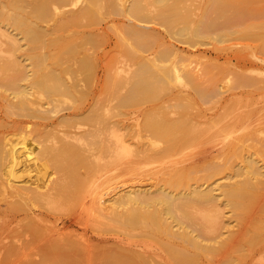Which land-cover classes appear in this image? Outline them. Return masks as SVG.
I'll return each mask as SVG.
<instances>
[{"label": "bare ground", "instance_id": "6f19581e", "mask_svg": "<svg viewBox=\"0 0 264 264\" xmlns=\"http://www.w3.org/2000/svg\"><path fill=\"white\" fill-rule=\"evenodd\" d=\"M24 1L25 0H0L1 8L3 6V9L6 8L4 14L3 9L1 10L2 12H0V15L2 13L4 19H6V21H9V25L12 24L13 28L17 29L16 32L5 30L6 35L11 40L10 42L8 41V43L10 44V49L11 46L13 48H16V45L19 46L18 40L21 37H26L31 42H33V40H41L42 43H44V41L46 40H56V36H63L64 32H61L60 30L67 29V33H65L66 35L72 36L73 34H78V36L75 35V37L81 36L82 38H80L81 41L78 40L79 43H75L76 49L81 53V55H79L80 57L78 56V59L80 60L81 58L85 63L84 64L83 61L80 60L81 65H88L91 68L96 67V70H101L102 72L104 70V65L101 63V59L104 54L103 51L99 52L98 55L94 53L92 54V52L88 49L89 47L85 45V40H83V38H88L92 34H102L105 32L104 25H102L101 23H99L100 25H92L97 21L90 22L91 20H94L92 19V17H96L94 13L97 11L99 13V10H101L100 7H102V5H106L105 7H102L106 9L107 5H109L111 9L109 7L108 9H110L111 11H121L126 16V18L129 19L127 20L129 21L127 22V29L126 27L125 29L129 31L130 34L128 32L126 33H128L127 36H134L132 39L134 42L136 39L137 46H140L138 45L140 40L150 41V37L152 40V38L154 39L157 34L159 35V33L162 32L161 29L159 30L154 27L149 28V26H142L139 23L141 25L140 26L135 20L140 22H158L160 25L164 26L165 31L171 37L186 42L190 45H194L197 42H203L205 38L213 37L212 32L215 28H221L219 26L220 24L222 25L225 23H232L230 21H234L237 16L241 14L242 11H244L239 10V4L235 5L236 2H232L233 0H230L231 3L229 2V0H213V2L208 5L210 3L209 1L206 8L210 6L208 9L214 11L216 14H213L212 12L211 14L208 11V13H206V11L204 10L205 13L202 15H199L196 13V11H194L196 13V15L194 14L195 16H192V11H190L194 10V8H189V6L194 4V2L191 0H189L190 2L188 1L189 3L187 2V0ZM191 2L193 3L191 4ZM148 4L150 6H148ZM194 6L195 4L193 5V7ZM230 6L233 8V15L231 14V16L226 17L227 15L224 16L223 13L227 11V8ZM230 9L228 11H230ZM246 12L247 10L245 11V13ZM219 15L224 16V18L219 19ZM48 18L51 19V22H48ZM43 21L48 23L43 24ZM260 24L264 25V22H261ZM124 25L125 24H123V26ZM71 26H81L82 28L71 30ZM69 27L71 28L69 29ZM57 31H60L59 34L56 33ZM52 33H54L55 36H49ZM226 33V31L221 30V32L217 33L218 37L216 38L222 39V37ZM61 37L58 39L61 40L63 38ZM68 39H65V41H68ZM155 39H157V37ZM3 41L6 42L5 40ZM34 42L37 43V41ZM168 44L169 45L165 44V46L168 48L166 50L169 51V55L174 54L173 56L175 57L180 56L178 57V63L180 64L178 65L177 62L174 61L166 69H163V67L161 68V66L159 65L157 66L161 68L158 69L159 71H156V69H152V71L155 70L160 74L159 76H161V78L157 76L158 73L151 75H154L153 78L157 76L156 78H159L158 81L159 83L161 82L162 85H160L157 80H155L157 81V83H150V79H152L150 78V72L152 71H148L149 73L145 72L146 70H149L148 63L152 62V64L155 65V60L157 61V63L159 62V59L157 60V58L155 57L159 53H157L156 55L155 52H148V54L143 55L144 60L141 59L142 61H140L137 67L134 68L139 77L143 73H148L149 76L144 74L145 76H147L146 80L149 79L148 83L153 84V86L154 84H156V86H158L159 84V86L162 87H164L165 84H170V82L173 80L170 78H183V82H187L198 94L200 93L199 96L201 94L202 96L203 94L206 95L207 91L209 94H211L210 92L215 94L214 92L216 91L217 86L220 88V84H216V82H218L216 79V82L212 80L216 84V86H214V83L211 84L210 82L212 81L209 79V84L206 83L208 82L206 79L209 76L207 77L205 74H208V70L206 69L203 71V69L195 68V65H191L190 60H188L189 57H184V55H181V53L179 52V50L184 49V47L180 48L179 46H176L172 41H169ZM147 49L149 48H144V51H149ZM185 49L189 50L188 48ZM162 51H158L160 52L161 56L157 57H166L164 52L161 53ZM141 53L143 54V51ZM33 56L34 55H31V57ZM44 56L45 55H41L40 57L37 55L36 57H39L40 60H42V58L46 57ZM258 58L261 61H264V56H260ZM12 60L13 61H10L11 63H8L9 61H7V65H14V60L16 59ZM44 60L45 59H43V61ZM18 61L19 60L17 59L15 62L18 64ZM54 61L55 60H53V62ZM95 63L96 66H94ZM21 65L22 68H26V66H23L22 63ZM52 65L54 64L52 63ZM55 65L58 66L59 64ZM164 65L168 66L167 64ZM17 66L15 67V69H13L15 70V75L13 76L17 75L20 76V78H16V76V79L14 78V80H12V88L14 86L13 94H15L16 97L18 96V100L17 102L15 101V103H17L21 108L20 110V108L18 107V110H20L21 112L18 113L22 114V110L24 111V113H26L28 110L29 112L27 113H29L31 116L38 117L42 121H44L45 119H50L49 121H52L51 126H54L58 121L55 118L53 119V117L50 118V115L48 113L49 107L45 106L43 102H38L35 97L31 96L35 94L33 93V91L36 92V90L41 92H49V94L52 95L53 93L56 95V92L60 91V88L58 86L61 85L64 80L62 77V79L58 77L59 72L57 73L56 77L55 70L57 67L54 68L51 66H47L49 68L46 69V67L43 66L44 70L43 72L41 71V77H38L40 76L38 74V78H34L33 76L29 80L27 78L29 75V71L27 70L28 72L25 71L22 73V69ZM64 66L62 67L64 68ZM68 66L72 65L68 64L67 67ZM62 67L58 68L61 69ZM17 68H20L21 73L20 71L18 72V74L16 73L19 70ZM31 68H33V66H31ZM40 68L38 67L37 70H41ZM66 68L62 69V71L64 70L63 72H67ZM45 69L47 70V72L45 71ZM33 70L31 69V71ZM36 72L39 71H35L33 73L31 72L30 74L35 75ZM133 73H135V71H133ZM210 76L212 77V75ZM245 76L247 77V75ZM248 76L249 77L247 78L250 79L251 76ZM21 77H24L25 79L27 78L29 80V83L27 82L29 86L17 81V79L19 80L21 79ZM56 78L58 79L57 85ZM163 78H166L165 83ZM139 79L140 81H138ZM139 79L136 80V91L137 89L142 91V88L140 87V89L137 85L138 83L140 85L143 83V80L141 81V79H144V77ZM242 80L243 79H240V81ZM246 80L248 83L250 82L248 81V79ZM247 82L245 81V83ZM72 83L73 85L71 86L73 87L78 84V81L77 83ZM148 83L145 84L149 86ZM62 85L64 87V85H66L65 82ZM159 86H154V89L157 88L158 90ZM207 86L214 87L209 88ZM29 88H33L34 90H31ZM208 88L210 91L208 90ZM219 88H217L216 91L218 94L219 92H221ZM145 89L144 92L146 91ZM211 89L213 91H211ZM132 90V92H134L135 89L132 88ZM150 90L152 92H156V90ZM82 91L83 90H81V92ZM183 93L186 92L183 91ZM13 94L12 96H14ZM151 95L153 96L155 94ZM84 96L85 95H83V97ZM14 99L12 98L11 100ZM179 99H181V97ZM8 100H10V98ZM11 100L9 101L10 103ZM13 103L14 102L12 101V104L10 105L14 106L15 104ZM102 103L103 100H101V103H99V101L97 102V104ZM185 103L183 102V106H181L184 107ZM180 104L181 103H178L177 106L180 107ZM103 105L104 103L102 104V106H99L103 107ZM88 106L89 104H86L84 107L79 108V111L77 110L76 112H83L87 108H89ZM7 108H10V106L8 105ZM12 109L13 108L10 109V112L13 113L14 110ZM186 115L185 118H163L164 120L160 119L157 114H155V116L157 117H154V115H149L147 116V119L145 121V127L148 128L151 133L157 137L155 139H162L163 142H166H162L163 144L160 142V144L159 141L161 140H159L158 143H155L156 140L155 142L154 140H151L152 142H154L153 144H155V146H153V149L155 150V154L158 156L170 153L176 154V152L178 151L186 152L187 150H192V148L195 147L197 152L199 151L203 154L199 158L204 157L206 158V160L209 157L213 158H209V161L206 162L207 166L205 167L206 173L204 175V178L208 179V177H211L219 172L223 164V162L221 163L220 161H216L214 159V157L218 159L220 155H217V152L213 153V151L217 149V147L220 149L226 148L230 144L231 140L233 142L232 138L234 137H232L230 133H228L227 135H218V132L215 130L211 132V134L207 133L203 136H200L199 138H197L198 136H195L196 139H193L191 130H193L194 125L193 127H191V125L193 124H191L192 119H189L190 117L187 118ZM182 116L184 115H181V117ZM104 118L106 117L104 116ZM20 119L21 122H23V118ZM82 120L84 119L82 118ZM49 121L42 122L44 133H49L54 128L53 126L52 128L51 126L46 127ZM104 121H106V119ZM120 122L121 120H115L113 122H109V124L103 122L100 125L97 124L99 126L93 125L92 127L88 126L89 128L87 127L76 131L73 130V137L78 139H85L86 141H89L90 144L98 143V147L103 151H111V149L116 148V153H118L119 151H122L124 147V145H122L125 139L123 133L127 134L126 132L119 131L121 129V126H123L122 124H120ZM212 122L214 123L215 121ZM25 123H21L22 126H25ZM221 123L223 124V122ZM209 124H211V122H209ZM222 124L220 125L221 127ZM134 125H136L135 122L132 126ZM197 126L199 127V124ZM125 127L127 129L128 124ZM211 127H213V125H211ZM255 129L256 128H253V130L250 129L249 132L255 133ZM108 130H110L111 132ZM69 132L71 133L72 131ZM69 132L68 134L65 133V135H61L60 138L66 140V142L69 141L70 143L72 138L71 135H69ZM237 135L238 134H236V136ZM130 136H132V134H130ZM13 137L7 134V132L5 133V130L2 127L0 128V166L3 165L1 169L3 171V175L6 177L5 179H3L5 181V184L1 183L0 185H4L5 189H9L5 191L6 194H4V199L0 202V264H256V262L253 261L255 254H257V252L261 250H264V138L262 139L263 142H261V144L259 143L260 148L258 147V145H256V147L258 148L257 150L260 151V157L257 158L250 154V156H247L243 160L241 159V161L243 162L242 164L237 165L236 167H234L233 165L231 166L232 168L229 176L234 177L233 180L218 181L216 180L218 178H216L203 186L200 183H190L188 186H183L185 183L184 179L190 178V176H188L189 172L187 171L184 173L183 171L179 172L180 170H177V173L172 174L167 178H165V176L162 182L153 188L140 186L136 183H129L126 185L116 184V186H113V189L116 190L111 193L109 192L108 187L107 189L106 186H103L107 189L105 190L102 186V188L98 186V182H96L94 179H90L88 182H86V180L88 179L84 180V178H82L85 181V183H82L83 181L80 182V177H77L80 181H76L74 177V174H76L73 171L74 169L72 170L74 173L72 171L63 172V169L66 170L65 166H67L68 164L65 165L66 162L62 163L63 161H60V158L66 161L65 159L71 156V159L69 160L68 158V160L72 161L73 165L74 160H72V152L75 151L74 147H72V152L71 150L68 151L71 146L65 145V141L63 142L64 144H56L55 141L52 145L40 143V147H37V151L39 150V152H50L51 155H55L56 158L53 155V157L55 158H53V160H55L54 164H56L57 166L59 165V167L62 166L61 173H56L57 175H55V177L46 176L45 178H31L28 173L29 170H27L29 166H26V161L27 159H29L32 151L29 150L31 152L30 153L28 150L24 149L25 145L23 146V144H21L20 146H16L19 143L16 144L18 140L16 141V138ZM110 138H113L112 141L110 140ZM258 138L256 139L258 140ZM235 139L237 140L236 137ZM99 142L101 143L99 144ZM211 142L212 144H209ZM142 143H144V141ZM77 144L78 143L75 142L74 145ZM139 145L140 144H138L137 146ZM183 145H185L184 149L178 150L176 148L178 146H181L182 148ZM82 146L84 147L83 144ZM151 146L146 149L149 151ZM207 146H211L213 150H210V152L204 151ZM89 147L88 149L86 147L83 149L90 150ZM118 147L120 148V150L117 151ZM138 148L137 149L139 150V152H146V149L143 150L145 147L141 148L140 145V147ZM153 149L150 151H153ZM232 149H234V146ZM76 151L78 153L77 149ZM127 151H130V148ZM228 151V153L230 154L231 150ZM132 152H130L131 155ZM66 153L67 157L65 156ZM68 153L71 155L68 156ZM73 154H75V152ZM61 155L66 158L64 159L63 157H61ZM167 156L169 157V155ZM75 157L76 156H74V158ZM32 158L34 157L32 156ZM68 160L67 162H69ZM260 160L262 161L259 162ZM224 163H226V161H224ZM85 178H87V176H85ZM91 180L95 182L93 183ZM99 184L102 185V183L100 182ZM224 206L232 210L233 214L236 211L238 216H243L246 222L252 221L253 223L251 222L250 226L246 230V226L248 225V223L244 222L245 230H243L242 225H239V227L237 226L238 228L235 227L237 228V231L234 230L235 233L232 232V228L228 227L227 229L230 232H228V234L222 235L221 227L224 226L222 218ZM236 222L237 224H240L241 221L237 219ZM236 258L238 259L235 260ZM261 264H264V261L261 262Z\"/></svg>", "mask_w": 264, "mask_h": 264}, {"label": "rangeland", "instance_id": "374dc122", "mask_svg": "<svg viewBox=\"0 0 264 264\" xmlns=\"http://www.w3.org/2000/svg\"><path fill=\"white\" fill-rule=\"evenodd\" d=\"M188 1L189 0H187V2ZM191 1H193L195 4L194 7H193L194 4H192L193 2H191L192 4L191 6L188 5L189 8L191 9L194 8V10H190L192 11L191 13L192 16H195L196 13L202 15L205 13V11L206 13L212 12L213 14H216L214 11L208 9L210 6L206 8L209 1L210 3L208 5H210L211 2H213V0H191ZM231 1L229 0L230 3ZM234 1L236 2V4L235 3L233 4L235 5L239 4L240 6L239 10H244L241 12V14L237 16L238 19L236 18L237 20L236 19H235L236 21L234 20L235 23L234 21H230L232 23H227V24L225 23L222 25L220 24L219 26L221 28L217 27V29L215 28L212 32V36L214 38L213 37L205 38L203 42H197L194 45H190L186 42L171 37L165 31L164 26L160 25L158 22H154V21L140 22L135 20L138 24L140 23L142 26H146V27L149 26V28L154 27L159 30L161 29L162 32L159 33V35L157 34L158 32L156 33L157 35L155 36V38L157 37V39L152 38L151 40L150 37V41L140 40L141 41L140 42L138 40L139 41L138 45H140L141 47L136 45L137 41L135 38H134L135 42L133 41L132 38L134 36H127L129 33V31L126 30L127 22H129L127 20L129 19L126 18V16L121 11L117 9H116L117 11H114L113 8H112L113 11H111L110 10L111 7H109V5H107V9L102 8L104 6L102 5V7H100L101 10L98 9L100 14L98 13V11L95 12L94 15H96V17L95 18L92 17V19L94 20H91L90 22L92 21L98 22V23L96 22L95 24L93 23L92 25H100L99 23L104 25L105 32L102 34L98 33L99 35L92 34L88 38L87 37L83 38V40H85L84 43L86 46L89 47L88 49L92 52V54L94 53L98 55L99 52L101 51H103V53L105 54V56L103 54L101 59V63L104 65L103 72L101 70H96L95 69L96 67L91 68L88 65L87 66L81 65L80 60L83 61V63L84 60H82L81 58L80 60L78 59L81 53L78 52L75 45L76 42L79 43V41H81L80 40L81 36L77 37L78 34H75L77 35L76 37L74 34L72 36L66 35L65 33H67V29L60 30L61 32H64L63 36L60 35V37L62 36L63 38L61 37L62 39L60 40L58 39L60 37L56 36V40L58 39L60 41L58 40L56 41L54 39L55 43L54 40L52 41L50 40L51 42L49 40H46L44 41V43H42L41 40H33V42H31L26 37L23 38L21 37L18 40L19 46L16 45V48H13L11 46L10 49V44L8 43V41L10 42L11 40L6 35L5 30H9L10 32H16L17 29H14L12 24L9 25L8 23L9 21H6V19H4V16L1 13L0 15V124L2 123L4 125L1 124L0 128L2 127L5 130V133L7 132V134L11 135L12 137L14 135L13 138H16L15 139L16 141L18 140L16 144L19 143L16 146H20L21 144H23V146L25 145L24 149L28 151L29 150L32 151V153L30 151L29 152L31 153V155L33 154L32 156L34 158H32V156L29 153L30 157L26 161V163L29 164V165L26 164V166L27 167L29 166L28 167L29 169L27 168V170H29L28 173L31 176V178H35V177L45 178L46 176L55 177V175L61 173L62 166L59 167V165L57 166L56 164H54L55 162V160H53V158L55 157L54 154L51 155L50 152L43 153L42 151L40 152L39 150L37 151V147L39 148L42 143L52 145L55 141L56 144L65 143V145H70L71 148L68 151L71 150L72 152L73 149L72 147H74L75 150L72 152V158H73L72 160H74L73 165H72V161H69L71 159V156L68 157L69 158L68 160V158H66L67 153L65 154L66 157H63L64 154L63 156L61 155V157H63L64 159L66 158L65 159L66 161H64L62 158H60V161H63L62 163L66 162L65 165L68 164L67 166H65L66 170L63 169V172L64 171L71 172L74 169L73 171L76 173L74 174L76 181L79 180L77 177H80L81 181L80 180L79 181L80 182L83 181L82 183H85L84 180L86 179H88L86 180V182H88L90 179H94L96 182H98L97 183L98 186L100 187L106 186V188L108 187L109 189L108 188L107 189L111 193L114 190H116L113 189V186H116V184L126 185L129 183H136L139 184L140 186L153 188L159 183H161L165 176H166L165 178H167L168 176L177 173V170L178 171L180 170L179 172L183 171L184 173L187 171L189 172V175L188 174L187 175L190 176V178L184 179L185 183L183 186H188L190 183L192 184L200 183L203 186L216 178H218L216 179L218 181H227V180L230 181L233 180L234 178L229 176L232 165L236 167L237 165L242 164L243 162L241 161V159L243 160L247 156H250V154H252V156H255L257 158L260 157V151L257 150L258 148L256 147V145H258L259 147L261 142H263L262 139L264 138L263 137L264 136V61H261L258 57L264 56V47H263L264 25L260 24L261 22H264V0H233L232 2ZM148 6L150 5L148 4ZM108 7L110 9H108ZM3 8L4 6L2 8L0 6V12H2L1 10ZM5 9H3V14ZM227 9L228 10L230 9V11L228 10L225 11L223 13L224 16L227 15L226 17H229L231 16V14L233 15V8L230 6ZM246 10L247 12L245 13ZM194 11H196V13ZM224 16L219 15L218 17H220L219 19H223ZM48 22H51V19H49ZM48 22L43 21V24H46ZM122 23L125 25L123 26ZM3 26L6 28H4ZM71 27H69V29ZM81 28H82L81 26L80 27L73 26L71 30L81 29ZM123 28L125 31L123 30ZM221 30L226 31L227 33L222 37V39L216 38L218 37L217 33L221 32ZM60 31H57L56 33L59 34ZM53 35L55 36L54 33L50 34L49 36H53ZM65 39H68V41L67 40L65 41ZM3 40H5L7 43L4 42ZM34 41H37V43H35ZM169 41L170 42L172 41L176 46H179L180 48L184 47V49H180L179 52L181 53V55H184V57L185 56L189 57L188 60H190V64L195 65V68H199V69L201 68L203 69V71L206 69L208 70V74H205L207 77L209 76L206 79L208 81L206 83L209 84L210 82L209 80L215 81L216 79L218 81V82L215 81L216 84L218 83L220 84V88L217 86V88H219V90L221 91L219 92V94L216 92L217 91L216 88V91L214 92L215 94H213L212 92H210L211 94H209L207 91L206 93L207 96L204 94L203 96L202 94L199 96L200 93L198 94L187 82L186 83L183 82L184 81L183 78L182 79L175 77L170 78L173 79L171 81L172 84L171 82L169 84L168 81L166 82L168 84H165L164 87L159 86V84L162 85L161 82L159 83L158 81L159 78H161V76H159L160 74L156 71H159L158 69H161L162 67L163 69H166L174 61H176L178 65L180 64L178 63L179 62L178 57L180 56L175 57L173 56L174 54L169 55L168 53L169 51L166 50L168 48L165 46V44L169 45L168 44ZM144 48H149L147 49L149 51H144ZM185 48H188L189 50H186ZM141 50L143 51V54L141 53L142 52ZM158 51H162L161 53L164 52L166 57L159 58L161 55L160 52ZM41 52L44 54H42ZM148 52H153V53L155 52L156 55L157 53H159L157 55L159 57L155 56L157 60L159 59L158 60L159 62L157 63V61L155 60L156 62L155 65H153L152 62L148 63L149 70L145 71L148 72V71H152V69H156V71L153 70L152 72H150V76H151L150 78L154 80L153 81L152 79H150V83L152 82L157 83L158 81L159 83L158 90L157 88L154 89V86L158 87L156 86V84H154L153 86V84L148 83L149 79L146 80L147 76H149L148 74L149 72L143 73L141 75L142 77L141 76L139 77L136 70L134 69L137 67L139 62L142 61L141 59L144 58L143 55L148 54ZM31 55H34L35 57L34 56L31 57ZM37 55L40 57L41 55L42 56L45 55L46 57L44 56L45 58H42V60H40L39 57H36ZM12 59H16V60L18 59L19 63L17 64L15 62L16 60H14L15 63V64L13 63L14 65L12 66H10V64L7 65L8 63H11L10 61H13ZM43 59L45 60L43 61ZM53 60L55 61L53 62ZM7 61L9 62L7 63ZM51 61L54 65L55 64H59V65L54 66L52 65ZM40 62H42L43 64ZM21 63L23 64V66H26L27 69L22 68ZM96 63L94 64V66H96ZM68 64L72 66H68L69 67L68 68L67 67ZM164 64H167L168 66H165ZM158 65L161 66V68L157 67ZM16 66L22 69L21 70L22 73L27 70L29 71V72L27 71L29 73L27 78L29 80L33 76L34 78L41 77L42 75L41 73L43 72L44 67H46V69H48L50 66L54 68L57 67L56 70L59 71L55 70L56 77H57V73L59 72L58 77H60V79L63 78L65 84L67 85L66 88V85H64V87L62 85L64 84V82L62 84L60 83L62 86L58 84L60 91L56 92V95L53 92L52 95L49 94V92H44V91L41 92L35 89L36 92L33 91V93L35 94L31 96V97H35V99H37L38 102H43L45 106H48L49 107L48 113L50 115V118L53 117V119L55 118L58 121L55 123L54 126L52 125L54 128L52 131L49 132L50 134L44 133L43 123H42L44 121H49L50 119L47 120L45 119L44 121H42L38 117L31 116L29 113H27L29 112L28 110L26 113H24V111L22 110L24 114L23 113L20 114L21 108L18 106L17 103H15V101L17 102L18 100V96L16 97V95L13 94L14 86L12 88V80H14V78L17 76V75L13 76L15 75V70L13 69H15ZM31 66H33V68H31ZM62 66H64V68ZM38 67L39 68L41 67L40 68L41 70H37ZM58 67L59 68L62 67V68L59 69ZM20 68H17L19 69L18 71L16 69L17 74L20 71ZM65 68L67 69V72L66 71L63 72L64 70L62 71V69ZM31 69L34 70L31 71ZM46 69L45 71L47 72ZM30 71L32 73L35 71H39V72H36L35 75H31ZM133 71H135V73H133ZM156 73H158L157 76H159V78H156L157 76L153 78L154 75H151ZM38 74L41 75L37 77ZM135 74L139 78L144 77V79H141V81L143 80L142 81L143 83L141 85L138 83L137 85L139 86V88L140 87L142 88L143 92L138 89L136 91V80H138L139 78ZM144 74H146L147 76H145ZM209 74L212 75V77ZM244 74L247 75V77H249L248 75H250L251 76L250 79L247 78ZM16 78H20V76H17ZM27 78L25 79L24 77H21V79L19 80L17 79V81L21 82L22 84L23 83L27 84L29 86L28 84L29 80ZM165 79L166 78H163L164 83H165ZM240 79H243L244 81L243 80L240 81ZM246 79L250 81L249 83L251 82L252 83L249 84ZM77 81L78 84L72 87L71 86L73 85L72 82L77 83ZM138 81H140V79ZM213 81L210 83L213 84L214 83ZM245 81L247 83H245ZM57 83H58V79L56 78V85ZM145 83H148L150 88ZM216 84L214 83V86H216ZM214 86H207V87L212 88ZM132 88L135 89L134 92H132L133 91ZM29 89L32 90L33 88H29ZM144 89L146 90L145 92ZM150 89H153V91L156 90V92H152ZM81 90L83 91L81 92ZM129 91L134 94L130 93ZM183 91H185L186 93H183ZM211 91L213 90L211 89ZM177 93L178 94L181 93V94L178 95ZM12 94L14 96H12ZM151 94H155V95L152 96ZM83 95H85L84 96L85 98L83 97ZM180 97L181 99H179ZM9 98L10 100L12 98L15 99L11 100L10 103L9 102L10 100H8ZM101 100H103L104 103L103 107H101L103 103L97 104L98 101L99 103H101ZM12 101L14 102L13 104H15L14 106L10 105L12 104ZM181 101H183L184 103L186 102L185 104L187 106L184 104V107H182L183 102ZM178 103H181L180 107L177 106ZM86 104L87 105L89 104L88 106L89 108L85 110L86 112L85 111L76 112L77 110L79 111V108L84 107ZM8 105L10 106V108H7ZM98 106L101 108H99ZM18 107L20 108V110H18L19 109ZM11 108H13L12 110H14L15 113L14 111L13 113L10 112ZM85 114H88L89 116ZM148 114L152 116L154 115V117L159 116L160 119L163 118L175 119V118H183V117L185 118V115L187 114L186 117L187 118L190 117L189 119H192L191 124L192 123L193 124L191 125V127H193L194 125L193 130H191V135L193 136V139H196L197 136H198L197 138H199L200 136H203L207 133L211 134V132L215 130L218 132V135H223V134L227 135L228 133H230L231 136L234 137L232 138L233 142L231 140L230 144L226 148H224L225 150L217 147L218 150L215 149L213 151V153L217 152V155L218 154L220 155L218 159H216V157H214V159L216 161H220L221 163L223 162L222 168H220L219 172H217L215 175L211 177H208V179L204 178V175L206 173L205 167L207 166L206 162L209 161V158L211 157L207 158V160L204 157L199 158L203 154L199 151L197 152L195 147L192 148L193 145L191 146L192 150L189 151L187 150L186 152L178 151L179 153L176 152V154L170 153L162 156L156 155L155 150L153 149V146H155V144L153 143L155 142V140H156L155 143H158L159 140H161L159 141V143L160 142L162 143L163 141L162 139L159 140L155 139L157 137L154 136L151 133V131L145 127L146 126L145 121L147 119V116H149ZM155 114H157V116H155ZM103 115L106 118H104ZM181 115L184 116L181 117ZM84 116L86 119L84 118ZM86 116L88 117V119ZM20 118H23L22 119L23 122H21ZM82 118L84 120H82ZM105 119L106 121H104ZM115 120H121L120 124L123 125L121 126V129L119 131L127 133V134L123 133L125 138L124 143L122 144L124 145L122 150L123 152L119 151L118 153H116L115 150L116 148L111 149V151L108 150L109 152L106 150L107 151L106 152L98 147V143L90 144L89 141H86L85 139H80V138L78 139L73 137V130L74 131L81 130L83 128H87L88 126L92 127L93 125L99 126L103 122L109 124V122H113ZM207 121L211 122V124H209V122ZM212 121L215 122L213 123ZM20 122L21 123L26 122L25 126H22ZM134 122L136 123V125L132 126ZM221 122H223V124ZM51 124L52 121H49L46 127L51 126ZM127 124L128 127L126 129L125 126H127ZM198 124L199 127L197 126ZM221 124L222 127L220 126ZM211 125H213V127H211ZM203 127H205L206 129ZM227 127L229 131L227 130ZM253 128H256L255 129L256 131H254L255 133L249 132V130L250 129L253 130ZM201 129L205 131H202ZM69 131L72 132L70 133ZM68 132L72 138L70 143L69 141L66 142V140L60 138L61 135H65V133L68 134ZM130 134H132V136H130ZM236 134L238 135L236 136ZM235 137L237 138V140L235 139ZM256 138H258V140ZM112 139L110 138L111 141ZM151 140H154V142H152ZM143 141L144 143H142ZM73 142L74 144L75 142H77L78 144L74 145ZM100 143L101 142H99V144ZM134 143H136L137 145L140 144L141 148L145 147L143 150H145L146 148L148 149V147L152 145L150 147V150L153 149V151L150 150L148 151L146 149V152L142 151L141 153L138 150L139 149L138 147H140V145L137 146ZM163 143L166 142L164 141ZM82 144L84 145V147L82 146ZM89 144L91 148L89 147ZM209 144H212V142ZM87 146L89 147L90 150H87L88 149ZM184 146L185 145H183L182 148L181 146L180 147L178 146L176 148L180 150V149H184ZM233 146L234 149H232ZM85 147L87 149H83ZM75 148L78 150V153ZM129 148L130 151H127L129 150ZM226 149L231 150L230 154L228 153L229 151ZM118 150H120L119 147L117 148V151ZM210 150H213L211 146H207V148L204 149V151L206 152H210ZM74 152L75 154H73ZM130 152H132V155L130 154ZM69 155L71 154L68 153V156ZM167 155H169V157ZM74 156L76 157L74 158ZM47 160L49 163L47 162ZM67 160L69 162H67ZM224 161H226V163H224ZM261 161L262 160H260L259 162ZM2 167L3 165L0 166V184L1 183L5 184V181L3 179H5L6 177L3 175V171L1 169ZM85 176H87V178H85ZM82 178H84V180ZM99 182L102 183V185L99 184ZM106 188L104 189L107 190ZM6 190L9 189L8 188L5 189L4 185L3 186L0 185V199H1L0 202L3 201L4 199L3 197L5 196L4 194H6L5 192ZM223 210L224 212L222 218H223L224 226L221 227L222 235L228 234V232H230L227 229L228 227L233 229V231L231 230L233 233H235L234 230L237 231L239 225H242L243 230H245L244 222L246 221L243 216L240 215L238 216L236 211L233 214L232 210L228 209L226 206L223 207ZM237 219L241 221L240 224H237L236 222ZM251 222L250 221L246 222L248 223V225L246 226V230L250 226ZM237 259L238 258H236L235 260ZM253 261H255L256 264H261V262L264 261V250L257 252V254H255Z\"/></svg>", "mask_w": 264, "mask_h": 264}]
</instances>
